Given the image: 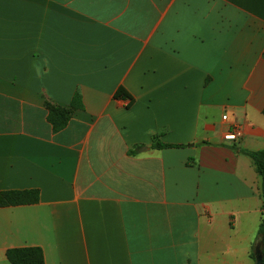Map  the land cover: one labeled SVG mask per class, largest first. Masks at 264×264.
I'll return each instance as SVG.
<instances>
[{"label":"crops","instance_id":"obj_1","mask_svg":"<svg viewBox=\"0 0 264 264\" xmlns=\"http://www.w3.org/2000/svg\"><path fill=\"white\" fill-rule=\"evenodd\" d=\"M261 148L264 0H0V264H255Z\"/></svg>","mask_w":264,"mask_h":264},{"label":"trees","instance_id":"obj_2","mask_svg":"<svg viewBox=\"0 0 264 264\" xmlns=\"http://www.w3.org/2000/svg\"><path fill=\"white\" fill-rule=\"evenodd\" d=\"M132 97L122 86L118 87L114 93V98ZM47 109V120L52 125L54 131L64 128L69 121L74 109L82 108L81 95L79 91H75L71 103L68 107L58 104L45 102ZM178 146L174 144L163 143L159 140V135L152 136L150 148L159 149L163 147ZM144 148V145H135L130 149V153H135ZM248 155L261 179V196L263 199V219L259 230V240L254 245V250H263L264 236V148L257 150L243 151ZM38 201V191L36 189H10L0 191V207L9 205H19L27 203H35ZM255 257V255H252ZM6 257L11 264H45L42 249L38 246L14 247L6 250Z\"/></svg>","mask_w":264,"mask_h":264},{"label":"built area","instance_id":"obj_3","mask_svg":"<svg viewBox=\"0 0 264 264\" xmlns=\"http://www.w3.org/2000/svg\"><path fill=\"white\" fill-rule=\"evenodd\" d=\"M242 135V128L239 125L232 126L228 131L223 135V138L226 140H236Z\"/></svg>","mask_w":264,"mask_h":264},{"label":"water","instance_id":"obj_4","mask_svg":"<svg viewBox=\"0 0 264 264\" xmlns=\"http://www.w3.org/2000/svg\"><path fill=\"white\" fill-rule=\"evenodd\" d=\"M255 264H264V236H263V250L257 249L255 252Z\"/></svg>","mask_w":264,"mask_h":264},{"label":"rangeland","instance_id":"obj_5","mask_svg":"<svg viewBox=\"0 0 264 264\" xmlns=\"http://www.w3.org/2000/svg\"><path fill=\"white\" fill-rule=\"evenodd\" d=\"M256 250H253L252 255H255Z\"/></svg>","mask_w":264,"mask_h":264}]
</instances>
